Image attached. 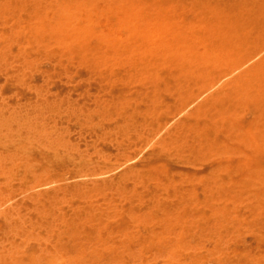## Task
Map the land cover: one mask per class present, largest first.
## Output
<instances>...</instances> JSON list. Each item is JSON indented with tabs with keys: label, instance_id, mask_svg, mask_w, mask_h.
I'll use <instances>...</instances> for the list:
<instances>
[{
	"label": "rangeland",
	"instance_id": "obj_1",
	"mask_svg": "<svg viewBox=\"0 0 264 264\" xmlns=\"http://www.w3.org/2000/svg\"><path fill=\"white\" fill-rule=\"evenodd\" d=\"M217 6L246 15L238 36ZM255 38L256 0H0V200L16 189L0 210L24 199L0 214V264H68L75 246L83 264H264V101L234 93L178 130L202 97L153 130L210 63L205 48ZM42 174L60 182L21 192ZM102 234L132 252L95 249Z\"/></svg>",
	"mask_w": 264,
	"mask_h": 264
},
{
	"label": "bare ground",
	"instance_id": "obj_2",
	"mask_svg": "<svg viewBox=\"0 0 264 264\" xmlns=\"http://www.w3.org/2000/svg\"><path fill=\"white\" fill-rule=\"evenodd\" d=\"M82 6H84V5H82ZM122 8L124 9V7H122ZM217 8H218V6H217ZM141 9H142V7H141ZM157 10H159V9H157ZM215 11L217 13L215 12L216 14L213 15V16L214 17L215 16L219 17V15L221 16V18H222V21H220L221 25H224L226 27V25L229 23L227 25L228 29H227L226 32H228V34L230 33L231 35L233 33H236V36H238L237 33L241 32V29L243 28L242 27L243 26L242 23L246 19V17H245L246 15L244 13H241V12H238V13L235 12V13H231V14H228V13H223L222 14V12H224V10H223V8H220V7L218 9H216ZM117 13H118V11H117ZM87 17H88V15H87ZM112 19H114V18H112ZM107 20H109V19H107ZM165 23H163V24H165ZM165 25H167V24H165ZM151 27H153V25ZM196 27H197V25H196ZM79 28H81V27H79ZM168 28H170V27H168ZM156 30H158V29H156ZM198 39H200V38H198ZM231 43H232V41H231ZM232 45L233 44H231L230 46H232ZM218 49L220 51L226 50L225 52H227L228 50H233L234 48H205L204 53L202 52L203 53L202 56H203V59L206 58L210 63H208L207 66L205 65L206 68H204V70L199 74V79H197L196 83L191 85L188 88L187 92L185 94H183L181 96V98L173 106H169L165 110L166 116L162 117L159 120L158 124H156L153 127L154 128L153 130H155V132H156L155 135L159 134L164 128H166L168 123L175 116L185 113L191 106H193L198 101L199 98H202V97H203V99L201 101H199L197 103V105L193 109H191L184 118H181L177 122L176 127H177L178 130L179 129L182 130V129L188 128L189 126H191L193 121L194 122L195 121L198 122L200 120L201 116L203 114L209 112V110H211L217 103H219V101H221L224 98H227V97L231 96L234 93H238V92L244 91L246 93V96L247 97H251L252 100H254V101H264V53H262L258 59L254 60V58L257 55H259L264 50V0H256V38L253 39L252 41L250 40L246 45H243V46H240L238 48H235L229 55H226L223 58L222 57L220 58L218 56L215 57L213 55V54H216V51H218ZM202 56H201V59H202ZM191 60L195 61L194 59H191ZM235 108L236 107H234V109ZM237 115H238V112H237V110H235L233 112V115L231 116L232 120L234 122H236ZM171 130H173V131L171 132ZM174 132H175V130L173 129V127H171L169 129V131H168V133H169L168 135L171 136L170 138H172V135L174 134ZM168 135L165 137V139L168 137ZM211 138L212 137H210L209 134H203L199 140H200V143L207 144L209 142V139H211ZM152 140H153V138H149V140L145 142L146 146L149 145L152 142ZM161 140H159V141H161ZM142 149H140V151H138L136 153H128L124 158L122 157L123 159L120 158V161H118L117 163H115L113 165H101L100 164V165H97V166H94V167H90V168H86V169L83 168L82 170H84V172H80L79 174L82 175V176H92V175H99V174H101V175L110 174V173H112V171L124 167L126 165V163L129 162L130 160L132 161L135 158H137L140 155V153L143 151ZM173 171H174V169H173ZM175 171H176V169H175ZM60 179H61L60 176L59 177L53 176V175L44 176L42 174L40 176L35 177L34 179L25 180L21 184L20 189H21V192H26V191L32 190L33 188H37V187L39 188V187H42L44 185H50L51 183L59 181ZM108 179L109 178L106 177V178L103 179L104 181L103 180L101 181L100 179H95L93 181L95 183H97L98 186H99L101 182H103V183L108 182ZM80 183H83V182H80ZM76 185H79V184H76ZM63 186H65V185H63ZM63 186H61V187H63ZM51 189L52 188H49V189L40 188L37 191H31L27 195V197H29V198H31L32 200H35V201H42L43 200V198H42L43 193H45L47 191H50ZM15 190L16 189H13V188L9 189L8 196H6L2 200H0V205H4L5 203L11 201L16 196ZM253 197H252V199H253ZM23 202H24V199L17 200L13 204H11L10 206L0 210V214H2L5 217V221L6 222L11 217L12 213L16 210V208H18L19 205L22 204ZM28 206H30V205L28 204ZM2 225L3 224H0V227ZM184 227H185V225H184ZM169 234L171 235V233H169ZM100 241H103L102 244H105L106 248H110L109 252L111 254L114 253L115 255H120L123 259H125L127 257V255L130 252H132V248L130 247V245L128 243H126V242H122L120 244L119 243L115 244L114 242L111 243L112 240L110 239V237H106L103 234L100 236V238L98 240L94 241L91 244V246H93L95 249H98L100 247L99 244H98ZM0 244H3V243L0 242ZM71 247H73V245ZM141 247H142V245H141ZM35 249L36 248H32V250H35ZM65 249H67V248H65ZM14 250L19 251V253L23 252V250L21 249L20 246L15 248ZM70 251L72 252V254L75 251H77L78 253H82V249L80 247H76V246L74 248L70 249ZM24 252L29 253L28 252V248L24 249ZM35 254L36 253L33 252L31 254L30 258L31 259H35V256H36ZM72 254H71L70 258H69L70 262L68 264H83V263L79 262V260H78L79 258L74 257L75 255L74 254L72 255ZM203 256H205V255H203ZM198 259H200V258H198ZM198 259L196 258V261ZM203 260H201V261H203ZM149 261H151V260H149ZM176 261H178V260H176ZM169 262H171V261H169ZM172 262H174V260ZM183 262H185V261H183ZM187 262H188V260H187ZM203 262L201 264H203ZM47 263H49V262H47ZM181 264H182V262H181ZM194 264H196V263H194ZM197 264H200V261H199V263L197 261Z\"/></svg>",
	"mask_w": 264,
	"mask_h": 264
}]
</instances>
